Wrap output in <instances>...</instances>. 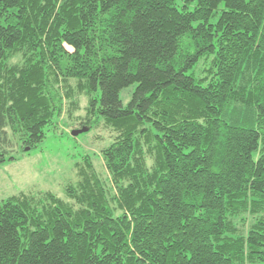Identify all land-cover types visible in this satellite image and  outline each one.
Segmentation results:
<instances>
[{
  "label": "trees",
  "instance_id": "obj_1",
  "mask_svg": "<svg viewBox=\"0 0 264 264\" xmlns=\"http://www.w3.org/2000/svg\"><path fill=\"white\" fill-rule=\"evenodd\" d=\"M183 1L0 0V165L82 98L113 134L1 205L0 264H264V0Z\"/></svg>",
  "mask_w": 264,
  "mask_h": 264
},
{
  "label": "rangeland",
  "instance_id": "obj_2",
  "mask_svg": "<svg viewBox=\"0 0 264 264\" xmlns=\"http://www.w3.org/2000/svg\"><path fill=\"white\" fill-rule=\"evenodd\" d=\"M177 3L182 6L184 1L177 0ZM134 89L132 87L122 93L125 106ZM81 106L82 110L73 118L66 114L57 121L56 127L48 129L46 139L37 149L26 153L16 152V160L0 165V207L5 201L22 193L52 192L64 199L66 186L78 180L75 164L85 154L95 159L101 173L107 174L101 151L109 146L113 134L104 125L97 127L95 124L91 131L74 137L72 132L81 130L80 118L86 116L87 102L84 98Z\"/></svg>",
  "mask_w": 264,
  "mask_h": 264
},
{
  "label": "water",
  "instance_id": "obj_3",
  "mask_svg": "<svg viewBox=\"0 0 264 264\" xmlns=\"http://www.w3.org/2000/svg\"><path fill=\"white\" fill-rule=\"evenodd\" d=\"M87 131H88V129L83 128V129H81V130L73 131V132H72V135H73L74 137H77V136H79V135H81V134L86 133Z\"/></svg>",
  "mask_w": 264,
  "mask_h": 264
}]
</instances>
